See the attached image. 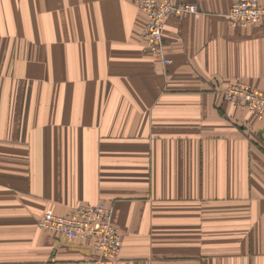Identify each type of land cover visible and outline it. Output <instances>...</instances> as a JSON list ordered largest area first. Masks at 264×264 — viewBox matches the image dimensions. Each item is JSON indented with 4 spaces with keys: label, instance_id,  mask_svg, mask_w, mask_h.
I'll use <instances>...</instances> for the list:
<instances>
[{
    "label": "crops",
    "instance_id": "obj_1",
    "mask_svg": "<svg viewBox=\"0 0 264 264\" xmlns=\"http://www.w3.org/2000/svg\"><path fill=\"white\" fill-rule=\"evenodd\" d=\"M139 1L0 0V264H264V119L224 97L264 91V23L160 0L200 9L169 16L165 66ZM99 204L117 259L39 226Z\"/></svg>",
    "mask_w": 264,
    "mask_h": 264
},
{
    "label": "built area",
    "instance_id": "obj_2",
    "mask_svg": "<svg viewBox=\"0 0 264 264\" xmlns=\"http://www.w3.org/2000/svg\"><path fill=\"white\" fill-rule=\"evenodd\" d=\"M138 8L147 17L142 38L148 53L160 63H172L165 51L164 27L170 15L197 14V4H176L171 1L141 0ZM228 20L234 28H248L264 23L262 0H233ZM225 99L240 109L264 119V91L245 83L227 88ZM40 228L55 232L68 241H90L103 258L117 259L122 248V235L114 223V210L110 205H79L67 215L47 211L39 221Z\"/></svg>",
    "mask_w": 264,
    "mask_h": 264
}]
</instances>
